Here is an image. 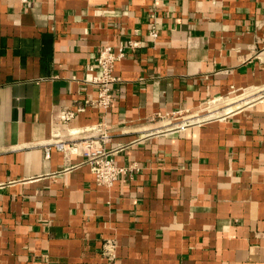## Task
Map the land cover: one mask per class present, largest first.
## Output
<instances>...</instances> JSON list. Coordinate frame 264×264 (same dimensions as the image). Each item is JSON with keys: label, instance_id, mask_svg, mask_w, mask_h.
Masks as SVG:
<instances>
[{"label": "crops", "instance_id": "0c3cea01", "mask_svg": "<svg viewBox=\"0 0 264 264\" xmlns=\"http://www.w3.org/2000/svg\"><path fill=\"white\" fill-rule=\"evenodd\" d=\"M130 39L110 109L65 123L97 99L100 48ZM185 109L206 119L153 120ZM104 121L140 167L111 187L79 150L47 154ZM0 264H264V0H0Z\"/></svg>", "mask_w": 264, "mask_h": 264}, {"label": "built area", "instance_id": "2783aa9c", "mask_svg": "<svg viewBox=\"0 0 264 264\" xmlns=\"http://www.w3.org/2000/svg\"><path fill=\"white\" fill-rule=\"evenodd\" d=\"M28 2L29 0H22ZM153 39L158 37L157 29L152 26L149 32ZM140 46V41L130 39L120 43L116 48L110 44H104L96 57V61L89 67V70L84 78L85 85L81 90L85 91L88 84L96 85L98 88L97 99H85V103L77 108L69 106L64 107L63 121L70 122L77 112L85 110L88 105H96L108 111L112 106L115 98L113 85L120 80V77L115 75L114 68L117 60L126 55L127 49L136 50ZM213 103L209 102L208 104ZM191 110H171L167 112H158L153 117L154 121H161L162 128H184L191 123L202 122L206 118L200 115L190 114ZM192 113V112H191ZM109 124L104 121L92 126H86L84 129H79L76 132H86V135L78 138L63 139L58 138L51 142L47 147V154L50 152V145L56 146L60 150L80 151L86 157V161L90 165L92 172L95 175L99 185L111 187L119 179L126 176H132V173L139 169L137 163L130 165H119L113 157V150L107 149L105 144L110 141ZM115 243L113 240H108L105 246V253L113 255Z\"/></svg>", "mask_w": 264, "mask_h": 264}, {"label": "rangeland", "instance_id": "374dc122", "mask_svg": "<svg viewBox=\"0 0 264 264\" xmlns=\"http://www.w3.org/2000/svg\"><path fill=\"white\" fill-rule=\"evenodd\" d=\"M239 94H241V92H238ZM251 93V92H250ZM239 94H238V97H236V98H238V99H234V101L235 100H237L235 103L234 102H231V101H228V105H225V107H227L228 108V110H232V109H234L235 108V106H237V104H243L244 103V101L245 100H248L249 98H252V97H254V96H256L257 95V93H255V94H250V95H248V93H246V94H244V95H240L239 96ZM241 96H244V98H241ZM251 96V97H250ZM224 102V101H223ZM222 102V103H223ZM218 103H220V101L218 102V101H215V102H213V103H210V104H208L207 105V107H206V110H210V109H214V108H216V104H218ZM227 103V102H226ZM232 106V107H231ZM231 107V108H230ZM218 109V108H217ZM220 110V109H219ZM215 111V110H214Z\"/></svg>", "mask_w": 264, "mask_h": 264}, {"label": "bare ground", "instance_id": "6f19581e", "mask_svg": "<svg viewBox=\"0 0 264 264\" xmlns=\"http://www.w3.org/2000/svg\"><path fill=\"white\" fill-rule=\"evenodd\" d=\"M250 97H251V96H250ZM243 104H244V103H243ZM238 105H240V104H238ZM238 105H237V106H238ZM235 107H236V106H235ZM230 110H231V109H230Z\"/></svg>", "mask_w": 264, "mask_h": 264}]
</instances>
